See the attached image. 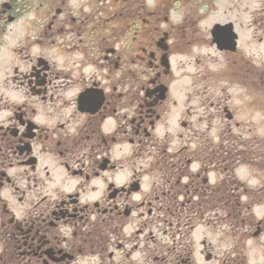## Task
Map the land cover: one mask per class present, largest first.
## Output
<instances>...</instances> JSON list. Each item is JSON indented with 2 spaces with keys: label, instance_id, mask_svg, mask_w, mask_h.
<instances>
[{
  "label": "flooded vegetation",
  "instance_id": "1",
  "mask_svg": "<svg viewBox=\"0 0 264 264\" xmlns=\"http://www.w3.org/2000/svg\"><path fill=\"white\" fill-rule=\"evenodd\" d=\"M214 1L0 0V264H264V199L237 177L261 140L230 103L255 116L261 77L235 21L207 28ZM206 44L235 58L215 101L178 86Z\"/></svg>",
  "mask_w": 264,
  "mask_h": 264
},
{
  "label": "rangeland",
  "instance_id": "2",
  "mask_svg": "<svg viewBox=\"0 0 264 264\" xmlns=\"http://www.w3.org/2000/svg\"><path fill=\"white\" fill-rule=\"evenodd\" d=\"M213 8V18L208 23L207 28H210L212 24L217 22L224 23L227 21H235L241 34V48L243 51L241 62L243 61L242 63L246 64L248 67H256L261 77L263 101L260 103L261 108L257 110L258 112L255 116L250 117L251 114L247 110L241 108L243 107L242 102L238 100L234 102L235 99L230 102L233 107L237 106L240 108L237 112V117L240 115L242 116L239 121L241 123L250 122L249 125H242L240 128L234 129L233 134L235 136L242 135L246 140L251 139L253 136L260 137L262 142L261 146L264 149V0H215ZM204 33L206 34L207 31H204ZM249 48L251 50H249ZM195 53L200 61L199 63H196L194 57H187L181 60V69L179 71L181 78L179 79L178 86L180 88L194 86L193 82L195 76L196 80L199 82L195 85L197 91L201 93L207 91L205 97H209L211 100L214 99L215 101V99L221 95L222 89L229 85L225 84L223 81H218L217 77L222 75V71L226 68V65L231 64L235 58L229 57L227 54H221L215 47L210 46V44L195 48ZM209 71L214 74V79L206 82L205 76L209 75ZM184 74H187V76L182 77ZM212 76L213 75H210L209 78ZM205 86H207V90H205ZM229 93L232 94L233 97H239L240 99L243 92H241L238 86H232ZM199 113L201 114L202 111H199ZM252 121L255 122L256 125H252ZM198 127L202 129V131H205L206 128L208 129V125L200 122L198 123ZM250 128L252 131L249 130ZM213 133L215 134L216 131L214 130ZM249 171V168L242 167L237 171V177L241 182L249 184V188L257 189L259 185L264 182V173L261 172V174H259ZM255 213L259 217H264V206L257 207ZM213 237L216 242L217 235ZM227 246L228 244L223 245L222 251L225 250ZM258 253L259 252L255 249L250 250L248 258L252 261V264H255L257 256L259 255ZM208 264L220 263L214 261Z\"/></svg>",
  "mask_w": 264,
  "mask_h": 264
},
{
  "label": "water",
  "instance_id": "3",
  "mask_svg": "<svg viewBox=\"0 0 264 264\" xmlns=\"http://www.w3.org/2000/svg\"><path fill=\"white\" fill-rule=\"evenodd\" d=\"M223 27L217 26L215 28L214 34H215V41L218 43L219 48H232L231 45H234L235 43L233 42L232 39H229L228 42L223 43V36L222 35H218L219 33H221ZM218 35V36H217Z\"/></svg>",
  "mask_w": 264,
  "mask_h": 264
},
{
  "label": "trees",
  "instance_id": "4",
  "mask_svg": "<svg viewBox=\"0 0 264 264\" xmlns=\"http://www.w3.org/2000/svg\"><path fill=\"white\" fill-rule=\"evenodd\" d=\"M260 164L261 167L264 168V149H262L260 152Z\"/></svg>",
  "mask_w": 264,
  "mask_h": 264
}]
</instances>
